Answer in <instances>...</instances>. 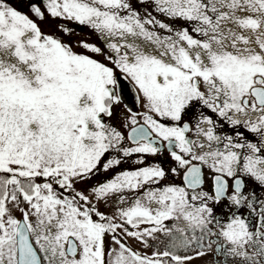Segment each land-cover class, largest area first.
<instances>
[{
    "label": "snow or ice",
    "instance_id": "obj_1",
    "mask_svg": "<svg viewBox=\"0 0 264 264\" xmlns=\"http://www.w3.org/2000/svg\"><path fill=\"white\" fill-rule=\"evenodd\" d=\"M258 190L264 0H0V264H264Z\"/></svg>",
    "mask_w": 264,
    "mask_h": 264
},
{
    "label": "flooded vegetation",
    "instance_id": "obj_2",
    "mask_svg": "<svg viewBox=\"0 0 264 264\" xmlns=\"http://www.w3.org/2000/svg\"><path fill=\"white\" fill-rule=\"evenodd\" d=\"M129 100L131 101V99H129ZM135 159H136V157H132V159L129 160L125 165H123V167H129L132 163V160H135ZM146 159H147V162L149 164L153 163L155 160V158H152V157H146ZM177 182H179V181L177 180ZM257 194L258 195H264V193H260L259 190H258ZM211 259H212V257H205L203 259L194 261L193 264H206V262L211 260Z\"/></svg>",
    "mask_w": 264,
    "mask_h": 264
},
{
    "label": "rangeland",
    "instance_id": "obj_3",
    "mask_svg": "<svg viewBox=\"0 0 264 264\" xmlns=\"http://www.w3.org/2000/svg\"><path fill=\"white\" fill-rule=\"evenodd\" d=\"M11 3H18V0H10ZM80 35L84 36L85 38H90L92 41L95 40V37H90V34L88 32L87 29H85L83 32L80 33ZM129 102L131 103V101L129 100ZM95 182V181H93ZM19 213H17V216L19 217ZM130 243L132 244L133 247H138L137 243L135 241H130Z\"/></svg>",
    "mask_w": 264,
    "mask_h": 264
}]
</instances>
